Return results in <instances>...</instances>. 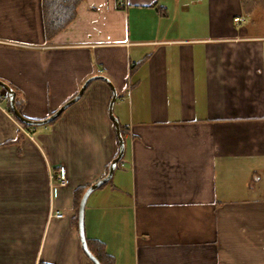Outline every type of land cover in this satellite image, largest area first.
Wrapping results in <instances>:
<instances>
[{
	"label": "crops",
	"instance_id": "1",
	"mask_svg": "<svg viewBox=\"0 0 264 264\" xmlns=\"http://www.w3.org/2000/svg\"><path fill=\"white\" fill-rule=\"evenodd\" d=\"M126 2L84 0L49 40L41 0H0V80L23 116L48 118L95 76L116 89L125 153L88 197L89 249L101 264H264V4ZM111 85L38 131L1 101L0 264H94L75 195L118 154Z\"/></svg>",
	"mask_w": 264,
	"mask_h": 264
},
{
	"label": "water",
	"instance_id": "2",
	"mask_svg": "<svg viewBox=\"0 0 264 264\" xmlns=\"http://www.w3.org/2000/svg\"><path fill=\"white\" fill-rule=\"evenodd\" d=\"M95 79H103L105 80L109 85H111V82L103 77V76H95L89 80H87L84 85L82 86V88L80 89V91L78 92V94L72 98L70 101H68L67 103H65L58 111L54 112L51 116H49L48 118L44 119V120H32V119H28L25 116H23L21 114V112L19 111L17 104H16V92L14 91V89H12V87L8 84H6L5 82L0 80V88H2V90H4L9 98V107L10 110L12 112V114L14 115V117L23 125L25 126H45L47 124H50L52 122H54L56 119H58L63 111H65L67 108H69L71 105H73L75 102H77L79 100V98L82 97V95H84V92L86 90V88L88 87L87 85H89L90 82H92ZM112 90H113V97L110 103V107H109V113H110V117L113 120V123L115 124V128H116V135L118 138V142H119V150H118V154L115 157V159H113V161H111V164L108 167V172L107 175L105 177H103L102 179L96 181L95 183H93L92 185H90L89 187H87V190L85 191V193L83 194L80 204H79V209L77 210L78 212V230H79V236L81 238V242H82V249H84L86 255L89 257L90 261H92L94 264H101L100 261H98L99 259L91 252V250L89 249L88 243H87V239H86V233H85V209H86V204L88 201V197H90V195L95 192L96 190L100 189L102 186H104L105 184H107L113 177V172H115L118 164L122 161L121 159L124 158V153H125V141L124 138L122 136L121 133V126L119 124V121L117 120V118L114 116L113 114V106L115 101L117 100V92L116 89L114 88L113 85H111Z\"/></svg>",
	"mask_w": 264,
	"mask_h": 264
},
{
	"label": "trees",
	"instance_id": "3",
	"mask_svg": "<svg viewBox=\"0 0 264 264\" xmlns=\"http://www.w3.org/2000/svg\"><path fill=\"white\" fill-rule=\"evenodd\" d=\"M41 1H42V14H43V23H44L43 26L46 35L45 38L49 40H52L53 37H56L59 33L65 31L67 28L71 26L70 24L73 23L77 17L76 11L78 10L79 6L84 2V0H41ZM244 1H245L244 7L247 9L248 7L246 6V4L251 0H244ZM254 2L255 0L252 2V4L256 3ZM18 101H19L18 97L16 96L15 102L17 104L19 111L21 112V103ZM121 133L122 136L124 137L125 132L122 128H121ZM86 190L87 188H81L76 192V194L79 193V191L82 192L81 195L77 194L75 198L76 211L79 208V204L81 201L80 198H82ZM76 223H77V218L75 219V225L77 226Z\"/></svg>",
	"mask_w": 264,
	"mask_h": 264
},
{
	"label": "built area",
	"instance_id": "4",
	"mask_svg": "<svg viewBox=\"0 0 264 264\" xmlns=\"http://www.w3.org/2000/svg\"><path fill=\"white\" fill-rule=\"evenodd\" d=\"M118 6L120 8L125 9L127 7L126 0H118ZM235 21L238 22L239 20L236 19ZM1 101H5V102L8 101V96L5 92L0 94V103H1ZM65 174H66L65 169L63 167H61L59 169L58 174H57V178L59 180V183H58L59 186H66L67 181H66V175ZM51 213H52L51 216L55 217V218H63L64 217V213H62L60 210L51 211Z\"/></svg>",
	"mask_w": 264,
	"mask_h": 264
},
{
	"label": "rangeland",
	"instance_id": "5",
	"mask_svg": "<svg viewBox=\"0 0 264 264\" xmlns=\"http://www.w3.org/2000/svg\"><path fill=\"white\" fill-rule=\"evenodd\" d=\"M254 0H251L250 2H248L246 5H248V6H250V8H251V5L250 4H252V2H253ZM258 3H262V4H264V0H259V2ZM249 8V7H248ZM1 89V88H0ZM12 114V113H11ZM14 116V115H13ZM15 118V117H14ZM57 120V119H56ZM55 120V121H56ZM54 121V122H55ZM19 122V121H18ZM54 122H52V124L54 123ZM20 125H22V127H26V128H28V129H35V130H40V129H42L44 126H29V127H27V126H24L22 123L20 124ZM49 125H51V123L49 124ZM47 126V125H46ZM28 134L30 135L31 133H29L28 132ZM64 168V167H63ZM65 169V168H64ZM66 171V170H65ZM58 172H59V170L58 171H56V172H52V179L55 181V185H57V186H59V180H58V178H57V174H58ZM67 174V173H66ZM65 174V175H66ZM66 181H67V183H66V186H68V177H67V175H66ZM66 186H60V187H63V188H65ZM77 192V191H76ZM77 194H79V195H81L82 194V192H80L79 191V193H77ZM76 194V195H77ZM76 195H75V198H76Z\"/></svg>",
	"mask_w": 264,
	"mask_h": 264
}]
</instances>
